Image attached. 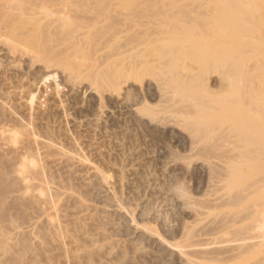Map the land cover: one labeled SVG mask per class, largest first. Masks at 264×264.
I'll return each mask as SVG.
<instances>
[{
  "label": "rangeland",
  "instance_id": "rangeland-1",
  "mask_svg": "<svg viewBox=\"0 0 264 264\" xmlns=\"http://www.w3.org/2000/svg\"><path fill=\"white\" fill-rule=\"evenodd\" d=\"M46 57L70 59L76 81L56 70L57 77L44 82ZM31 94L37 98L33 108ZM93 130L106 140L96 147L101 158L95 163L107 169L137 160L149 166L158 185L130 194L129 221L119 232L108 229L118 240L108 263L190 264L191 256L235 264L203 254L198 259L173 245L183 243L184 227L195 221L194 206L210 193H232L248 186L252 173L263 176L264 0H0V224L12 218L22 223L32 211L12 194L17 191L8 194L14 182L4 187L17 162L10 149L41 152V139L55 136L89 156L84 140ZM215 161L227 162L234 179L214 168ZM215 176L222 180L214 187ZM255 196L249 195L250 202L244 197L236 209L209 205L217 208L210 211L237 212L249 208L251 199L262 201L264 193L261 200ZM16 245L15 252L22 249ZM17 254L8 261L0 257L1 264H23L26 255L20 252L15 261ZM28 258L25 264L33 263ZM42 258L34 264H44Z\"/></svg>",
  "mask_w": 264,
  "mask_h": 264
},
{
  "label": "bare ground",
  "instance_id": "bare-ground-1",
  "mask_svg": "<svg viewBox=\"0 0 264 264\" xmlns=\"http://www.w3.org/2000/svg\"><path fill=\"white\" fill-rule=\"evenodd\" d=\"M75 40L77 39L71 41H73L75 45H78L79 43ZM67 46L69 49H73V47L70 48L71 46ZM66 49L68 50L67 47ZM66 49L64 48V50ZM79 49L81 50V47ZM112 51L113 52H109L112 53V55H116L117 51L115 49H112ZM100 52L102 53V51ZM109 52H107L108 56L110 55ZM71 54L72 53H70V55ZM105 54L106 53H104V55ZM101 57L103 56L101 55ZM57 58H59V56ZM61 59L56 60V63L53 62L54 60H52V58L50 59V61L52 60L51 63H49L50 61L48 63H46L45 60L43 61V65L45 64L43 75L44 82H48L53 80L54 77H57V74L53 73V71L56 70L60 71L64 76L63 79L67 82L76 81L74 79H76L75 75L78 71H75L76 68L74 69L69 65L71 60L69 59V61L65 58L67 61L64 59L62 62ZM65 61L71 66V68L65 63ZM54 63L60 66L56 67ZM63 63L65 68L61 65ZM66 66L69 69H66ZM72 68L74 70H72ZM83 72L80 73L82 74ZM108 84H110V82H108ZM55 85L57 88L62 89L63 87H61V84L58 82H55ZM36 101V94H31L28 101L29 106L33 108L36 105ZM92 134V137H89L88 139L84 137L86 140L83 139L84 143H87L90 148L91 152L89 156L80 153L75 146L66 148L63 145L62 138L55 136L41 139L43 142L40 140L38 141L41 142V152H33L29 150L20 151L18 145L16 147L13 146V149H10L17 159V162L15 160L16 164L14 163L12 165V169L8 173H3L5 174L6 180L4 181L5 185L7 181H10L8 182L9 184L4 187H7L10 183L14 182L11 187H14V189H8V191H11L8 192V194L11 195L10 193L17 191L16 193L19 195L15 193L12 194L17 197L19 196L20 198L22 196L21 199L24 198L23 200H26L24 201L25 203L28 201L30 203L28 206H31L30 208H32V211L30 213L26 212L29 215H26V220L24 217L22 218L24 219L22 223H18V221H22L18 219H16L18 220L17 222H11L12 220L14 221V219L12 218V220H10L9 218V224L7 222L4 223L5 221L3 222L6 224V227L2 225L3 223L0 224V257L3 256V258H6V256H14V254H17L19 251L18 254L21 252L22 255H26L24 259L22 258L24 261L25 258L26 262L29 261H27V257H29L30 260H33V263L30 261L31 263L28 264H34V261H36L38 257L42 259L41 261L44 260L42 257L45 258L46 262H44V264H74L70 263L71 258L75 261L77 260L76 262L72 260L76 264H81L80 259H84L82 264H95L94 260L103 254L105 255V257L102 255L104 259L102 258L101 260L99 258V260H97H106L105 263L107 262V264L112 263L108 262L112 259L110 257L113 254V249L118 245V240L110 234L111 232H108V229L117 232L126 225L127 221H129L128 219L130 217L129 215L127 216L126 213L128 212L127 205L129 204L131 193L140 190V188L144 191L154 190L158 185L149 166H144L137 160H133L131 163L123 162L124 164L121 165L109 164L107 169L100 167L95 163L96 160L101 158V155L96 151V147L105 146L106 140L103 136H96L94 130ZM63 135L64 137L67 136L66 133ZM30 139L31 138L29 137L28 140L32 143ZM213 167L217 169L223 168L225 174H227L226 172H228L229 168L227 162L225 164V162L221 161L213 163ZM221 169L220 171H222ZM261 172L263 176H260V173L257 172L256 175L255 173H252L255 177L251 175V178H254L253 180H250V177L248 178L252 182L248 183L249 181H247L248 186L246 184V186H244L245 188L240 187L239 189L236 185V183H238L236 180L238 179H236V183H227L229 187L232 183L233 185L235 184L234 187L237 186L238 189L232 193L228 192L227 194V191H215L209 194V198L201 200V202L197 204V207L194 206L195 221L193 220L192 224H186L187 227H184L185 234L183 235L185 238L183 237L184 241L182 240V245L175 244L173 247L176 246L174 248H178V246H181V248L183 247V249H185L182 250V253H188V255L194 254L193 256H198V259L199 257H201L200 259H203L202 255H200L203 254L205 255L203 256L205 259L207 258L208 260L210 259L219 263L224 262V260H227V262H232L233 260L238 264H264V216H262L264 214H261L264 213V196L262 199L264 193V171ZM223 174L224 173H222V175ZM228 176L229 174L226 176L227 179L230 178ZM216 177L217 176L214 177L216 180L214 179V181H212L214 187L222 180H220L219 176L217 177L219 179ZM223 177L225 178L224 175ZM227 179L225 178V180ZM233 179L234 178L231 180ZM220 184L221 186L223 185V183ZM10 186L8 188H10ZM126 186L128 187L127 191L124 190V187ZM219 187L220 185H218V188ZM258 191H262L261 195ZM136 193H138V191ZM256 193L261 197L256 195ZM253 194L254 196L256 195V198L259 197L260 200L262 199L263 202H259V199H257L258 202L263 205L262 212L258 210L261 205L257 201L254 204L253 202H255V200L253 201L252 199L250 207L248 208V204L246 206L247 208L244 207L247 210L244 208H242V210L240 209L242 212L243 209L245 210L243 213L240 210H237V212L232 210L233 212H231L228 208L232 205V208H235L234 205L236 206V204H240V201L247 197V202H250L249 195L253 198ZM5 195L4 198H6ZM14 195H11V197ZM8 197L10 196H7V198ZM164 205L163 202V205L161 206ZM209 205L213 207L216 205L218 209L220 207L228 206L227 208L229 211H218V213H215L212 210L210 211L211 206L209 207ZM217 208L215 207L212 209L217 210ZM26 213H24V215ZM260 214L262 216L261 219L259 218ZM22 236L24 239L21 238ZM16 244L18 247L22 248L21 250L18 248V250L17 247H15L17 252L13 250V246ZM10 247L12 250H9ZM8 251H11V254L15 253L10 255V252ZM18 254L15 255V261L19 257ZM258 254H260V257L263 255V257H261L262 259ZM22 255H20V257H23ZM254 255L258 258V261L255 258L254 261H251V257ZM20 257L18 261H20ZM55 257L56 259H54ZM3 258H1L0 261H2ZM182 258L185 259L184 256ZM189 258L192 257L190 256ZM189 258L188 261L191 262L190 264H207L196 258L190 260ZM23 260H21L20 263L23 262V264H25L26 262ZM98 261L96 263H98ZM186 262L187 261L183 263L186 264ZM7 263L8 262H5V264ZM16 263L18 262L16 261L15 264ZM188 263L189 262H187V264Z\"/></svg>",
  "mask_w": 264,
  "mask_h": 264
}]
</instances>
